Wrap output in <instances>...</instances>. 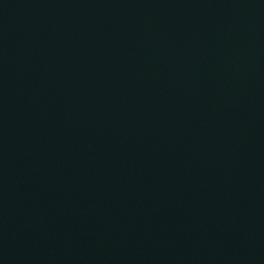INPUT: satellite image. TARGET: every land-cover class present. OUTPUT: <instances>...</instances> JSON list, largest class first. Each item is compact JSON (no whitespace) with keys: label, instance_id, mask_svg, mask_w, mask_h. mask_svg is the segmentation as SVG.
Instances as JSON below:
<instances>
[{"label":"water","instance_id":"95a60500","mask_svg":"<svg viewBox=\"0 0 264 264\" xmlns=\"http://www.w3.org/2000/svg\"><path fill=\"white\" fill-rule=\"evenodd\" d=\"M0 264H264V0H0Z\"/></svg>","mask_w":264,"mask_h":264}]
</instances>
